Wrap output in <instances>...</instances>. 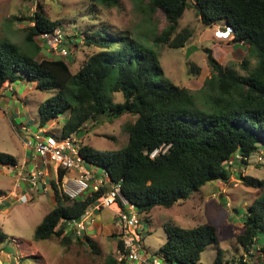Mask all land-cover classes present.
Wrapping results in <instances>:
<instances>
[{
	"label": "trees",
	"instance_id": "trees-1",
	"mask_svg": "<svg viewBox=\"0 0 264 264\" xmlns=\"http://www.w3.org/2000/svg\"><path fill=\"white\" fill-rule=\"evenodd\" d=\"M90 1L106 9L120 6V0ZM136 1L149 18L157 11L163 13L167 27L162 33L151 43L147 41L148 45L126 34L118 38L97 32L98 39L86 34V44L103 52L90 56L75 74L71 70L73 48L69 47L75 36H66L67 56L56 58L46 51L49 59H37L45 47L36 39L60 26L37 13L26 37L33 54L23 53L14 43L0 41V90L6 83L15 82L20 73L28 82L36 83L38 90H54L56 94L39 108L38 126L43 129L69 113L61 137L79 134L90 121L96 125L104 118L135 116L136 121L127 126L129 141L125 148L102 152L84 146L80 154L90 164L104 168L112 183H121L125 200L145 216L157 207L172 209L208 184L228 183L236 167L247 164L259 152L264 160V0ZM189 8H194L207 26L226 23L233 31V42L247 45L258 60L248 75H240L224 67L212 49H205L212 76L198 92L204 98V109L198 107L196 95L189 89L166 78L155 50L167 44L173 49L187 46L191 35L175 34ZM243 67H247L245 61ZM195 73L199 75L200 70ZM117 93L122 94L123 103L114 104L112 96ZM155 151L158 154L151 158ZM0 164L17 166L18 162L14 156L0 153ZM259 164L264 170V163ZM67 173L59 169L57 184L52 183L56 205L37 226L36 241L62 237L63 243H71V235L65 233L66 223L81 219L90 205L98 204L102 191L78 201L65 196L59 184ZM241 180L247 187L264 191V176H241ZM239 213L243 215L244 233L238 242L246 255L230 264H250L246 256L254 258L257 251L264 254V245L257 248L258 242H264V193ZM165 231L167 240L158 257L168 264H202L208 246L219 245L217 229L210 223L194 228L168 226ZM6 239L0 229V242ZM77 241L92 243L89 236ZM118 248L122 249L121 241ZM222 254L219 249L212 264H229ZM107 264L118 261L111 258Z\"/></svg>",
	"mask_w": 264,
	"mask_h": 264
},
{
	"label": "rangeland",
	"instance_id": "rangeland-1",
	"mask_svg": "<svg viewBox=\"0 0 264 264\" xmlns=\"http://www.w3.org/2000/svg\"><path fill=\"white\" fill-rule=\"evenodd\" d=\"M37 13H42L53 22H59L57 29L65 36H75L69 46L73 48L71 55L74 57H70L74 58L71 66L74 74L90 56L103 52L100 48L86 44V34H93L95 39L97 32L118 38L126 34L146 44L147 41L151 43L167 27L162 12L157 11L149 18L139 10L136 0H120V6L113 9L96 6L90 0H0V41L14 43L23 53L33 54V46L26 41V37L30 27L35 25ZM226 25L222 23L207 26L201 21L197 11L189 8L180 20L175 34L189 33L191 39L187 46L173 49L167 44L155 49L166 78L195 94L197 105L202 109L205 101L198 92L207 86L212 76L205 49H212L216 59L224 67L240 75H248L258 62L247 45L233 42L232 35L219 38L217 31L226 30ZM36 40L37 43L41 42L40 38ZM191 46L198 50L186 58L187 49ZM46 53L41 48L37 59H49ZM51 56L52 54L48 55ZM70 57L65 59L70 61ZM244 61L247 63L246 68L243 67ZM197 69L200 70L199 75L195 73ZM18 75L15 82L6 83L0 90V153L14 156L18 160L17 166L0 164V190L2 196L6 197L0 207V229L7 236L4 242H0V264H107L111 258L115 259L119 241L115 217L109 210H102L97 215L95 210L88 217L87 236L92 243L82 244L72 240L65 244L62 237L46 241H36L34 238L37 226L56 205L52 183L57 184V177L52 169L47 175L48 166L45 168L40 158L25 148L23 141L33 135L43 136L44 133L50 136L61 135L70 114L59 116L40 129L39 108L56 92H42L37 89L36 83L28 82L21 73ZM112 97L114 104L124 101L122 94H113ZM135 121L136 117L132 115L104 118L96 125L90 121L75 136L82 141V148L89 146L102 152L118 151L127 146V126ZM259 153L247 164L237 166L228 183L219 181L208 184L189 200L179 201L172 209L157 207L150 214L142 216L147 226L143 242L148 254L159 256L160 249L167 240L165 227L194 228L210 223L217 229L219 245L208 246L201 257L202 264H212L219 249L223 252V259L229 264L245 256L246 253L238 242V237L244 233L243 215L239 212L248 209L264 191L245 186L241 176L263 178L264 170L259 164ZM35 167L45 170L42 171L44 176L37 180V187H33L34 191L20 185L16 190L18 197H12L11 193L21 175L28 174L26 177L30 179L29 174H37ZM86 167L98 177L103 176L102 169L88 163ZM25 194H28L27 203L20 201ZM261 245H264L263 241L258 242L257 248ZM253 255L254 258L251 259L246 256L250 264H264V254L257 251Z\"/></svg>",
	"mask_w": 264,
	"mask_h": 264
},
{
	"label": "built area",
	"instance_id": "built-area-1",
	"mask_svg": "<svg viewBox=\"0 0 264 264\" xmlns=\"http://www.w3.org/2000/svg\"><path fill=\"white\" fill-rule=\"evenodd\" d=\"M228 30L231 29L228 28ZM216 34H218L219 38L225 36L224 31L221 30L217 31ZM40 40L48 53H53V55L59 57L68 55L67 49H65L66 36L59 29L51 33L42 34ZM75 135L61 137L60 135L50 136L44 133L43 136L33 135L23 141L25 148L30 149L35 157H39L45 168L48 166L49 172L47 175L50 174V169L53 170L57 178L59 169L69 172L64 175L59 187L60 191L70 200H84L102 191L97 205H90L88 211L81 219L71 220L66 223L65 233H69L75 241L83 239L88 234L86 222L92 212L101 209L109 210L114 214V220L119 230L118 238L122 243V249L118 248L116 250L115 259L118 264H163V259L149 255L144 246L143 233L147 226L143 222V215L138 212L135 205L125 200L121 192V183H112L104 168L98 167L103 171V176L98 177L95 172L90 171L86 167V164L90 163L81 156L82 141L77 139ZM157 154L158 151H155L151 158H154ZM236 157L244 159L241 155ZM244 160H247V158ZM258 160L264 163L262 157H259ZM229 164L231 165L232 161ZM35 170L37 174H29L30 179L26 177L28 174L21 175V179H18V183L11 193L12 197H18L16 190L20 185L23 186L29 183V190H34L33 187H37V180L44 176L42 172L44 170L38 169V167H35ZM5 199V196H0V207L4 204ZM20 201L27 203V195H23Z\"/></svg>",
	"mask_w": 264,
	"mask_h": 264
},
{
	"label": "water",
	"instance_id": "water-1",
	"mask_svg": "<svg viewBox=\"0 0 264 264\" xmlns=\"http://www.w3.org/2000/svg\"><path fill=\"white\" fill-rule=\"evenodd\" d=\"M196 50H198V48L195 47V46H191V47H189V48L187 49V52H186V58H188V57L191 55V53H192L193 51H196Z\"/></svg>",
	"mask_w": 264,
	"mask_h": 264
},
{
	"label": "clouds",
	"instance_id": "clouds-1",
	"mask_svg": "<svg viewBox=\"0 0 264 264\" xmlns=\"http://www.w3.org/2000/svg\"><path fill=\"white\" fill-rule=\"evenodd\" d=\"M228 28H230V27H228L227 25H226V30H224V35L225 36H222V38H224V37H226V36H229V35H232L233 36V31H232V29L231 30H228ZM221 31H223V30H221Z\"/></svg>",
	"mask_w": 264,
	"mask_h": 264
},
{
	"label": "crops",
	"instance_id": "crops-1",
	"mask_svg": "<svg viewBox=\"0 0 264 264\" xmlns=\"http://www.w3.org/2000/svg\"><path fill=\"white\" fill-rule=\"evenodd\" d=\"M2 91H0V93H1ZM1 97L2 96H0V99H1ZM18 161V160H17ZM28 162V161H27ZM26 186V187H25ZM22 187H24V189H26V188H29L30 187V185L28 184V185H23ZM32 191H34L33 189H31ZM28 195V194H27ZM43 197V196H42ZM112 213V212H111ZM98 214V212L96 211V215ZM113 215V214H112ZM113 218H114V216H113ZM111 225H113V224H111ZM116 226V225H115Z\"/></svg>",
	"mask_w": 264,
	"mask_h": 264
}]
</instances>
